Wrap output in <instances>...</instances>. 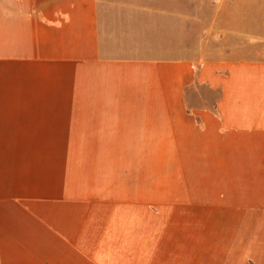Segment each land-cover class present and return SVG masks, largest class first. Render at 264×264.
Returning <instances> with one entry per match:
<instances>
[{
	"label": "crops",
	"instance_id": "obj_1",
	"mask_svg": "<svg viewBox=\"0 0 264 264\" xmlns=\"http://www.w3.org/2000/svg\"><path fill=\"white\" fill-rule=\"evenodd\" d=\"M0 264H264V0H0Z\"/></svg>",
	"mask_w": 264,
	"mask_h": 264
},
{
	"label": "rangeland",
	"instance_id": "obj_2",
	"mask_svg": "<svg viewBox=\"0 0 264 264\" xmlns=\"http://www.w3.org/2000/svg\"><path fill=\"white\" fill-rule=\"evenodd\" d=\"M188 105L190 108L213 107L218 98L217 92L206 86H194L188 92Z\"/></svg>",
	"mask_w": 264,
	"mask_h": 264
}]
</instances>
